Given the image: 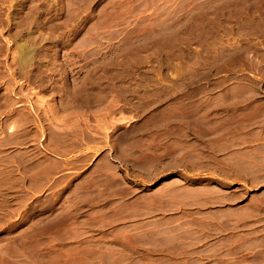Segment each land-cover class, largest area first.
<instances>
[{
    "label": "rangeland",
    "instance_id": "obj_1",
    "mask_svg": "<svg viewBox=\"0 0 264 264\" xmlns=\"http://www.w3.org/2000/svg\"><path fill=\"white\" fill-rule=\"evenodd\" d=\"M230 246L264 264V0H0V251Z\"/></svg>",
    "mask_w": 264,
    "mask_h": 264
},
{
    "label": "crops",
    "instance_id": "obj_2",
    "mask_svg": "<svg viewBox=\"0 0 264 264\" xmlns=\"http://www.w3.org/2000/svg\"><path fill=\"white\" fill-rule=\"evenodd\" d=\"M70 163H67V165H69ZM33 190H31L32 192ZM35 192V191H33ZM50 194V192H46V196H48ZM228 242H230L231 244H237L238 239L239 238H226ZM232 249V251L230 253H232L231 256H227V257H220V261H216L215 262V257L213 258V261L210 264H243L241 257H240V253L238 254V251L235 250L236 246H230ZM54 255L60 257L61 253H55ZM33 256H35V254H32L30 252H16V254L12 253L9 254L6 251H0V261H2V264H41L40 262L37 261H33ZM48 258L49 254H47L46 252L41 253V255L37 256V258L43 259V258ZM36 259V257H34Z\"/></svg>",
    "mask_w": 264,
    "mask_h": 264
}]
</instances>
